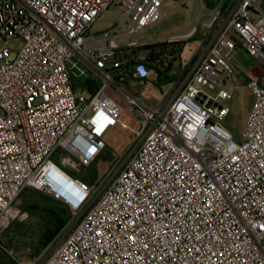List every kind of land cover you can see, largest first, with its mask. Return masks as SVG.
Instances as JSON below:
<instances>
[{"label": "built area", "instance_id": "2783aa9c", "mask_svg": "<svg viewBox=\"0 0 264 264\" xmlns=\"http://www.w3.org/2000/svg\"><path fill=\"white\" fill-rule=\"evenodd\" d=\"M235 0L196 5L188 32L155 36L164 0H0V232L24 218L16 200L38 192L73 219L106 180L79 172L109 135L136 122L143 142L95 204L43 264H264V0H242L181 93L161 110L131 94L151 73L141 49L201 38V48ZM120 19L93 26L110 7ZM201 23L199 19L201 17ZM149 29L153 33L143 37ZM22 47L12 50L8 41ZM257 62L246 72L253 104L238 138L226 125L240 83L237 46ZM111 172V171H110ZM15 264H36L1 247Z\"/></svg>", "mask_w": 264, "mask_h": 264}, {"label": "rangeland", "instance_id": "374dc122", "mask_svg": "<svg viewBox=\"0 0 264 264\" xmlns=\"http://www.w3.org/2000/svg\"><path fill=\"white\" fill-rule=\"evenodd\" d=\"M197 3L200 4L201 10L204 12L206 6L204 0H164V7L160 17L152 26L155 36L157 37L163 32L164 37L167 38L171 35L188 32L195 24ZM226 3L227 0H222L221 6ZM119 9V7L112 5L110 7L112 12L102 13L99 22L93 26L92 31L99 33L109 30L112 27V22L120 19ZM203 18L204 16L199 19V24ZM152 33L151 30L147 29L143 37H148ZM22 45L23 41L18 38H12L8 41V46L15 51H18ZM201 45V38L198 33L195 37L185 42L179 51V60L170 67V74L174 76L186 69L197 55ZM1 46L2 41H0ZM237 47L235 54L232 56V63L237 71L240 83L236 86L229 83L220 84L219 86L231 94V99L225 102L230 110L225 122L235 138L239 137L253 104V95L246 86V72H251L253 76L259 74L257 62L247 55L239 45ZM171 87L172 83H169L163 77L156 79V74L151 72L145 84L139 85L135 83L128 85L127 89L131 94L141 97L153 105H159L169 93ZM121 120L124 124L129 125L127 132L119 129L114 130V133H117L114 143H107L105 150L98 155L96 160L85 170L79 172V174L84 175L82 177L90 180L89 184H92L99 175L104 176L108 172L110 173L114 169L115 164L132 147L133 143H131L129 132L137 124L127 115H123ZM16 205L20 212L24 214V218L13 221L4 231L0 232V264H15L11 257L2 251L1 247L23 252V255L34 261V259L41 257L54 242H51L46 247L42 246L47 231H52L55 228L56 207H58L56 204L49 201V198L43 194L25 191L16 200Z\"/></svg>", "mask_w": 264, "mask_h": 264}, {"label": "water", "instance_id": "95a60500", "mask_svg": "<svg viewBox=\"0 0 264 264\" xmlns=\"http://www.w3.org/2000/svg\"><path fill=\"white\" fill-rule=\"evenodd\" d=\"M221 0H204L205 4L209 7H213L217 5ZM242 0H235L231 7L229 8L228 12L223 17L221 23L217 26V28L212 33L209 40L203 45L202 48L198 51L197 55L192 59L190 67L186 70L184 76L180 79L179 83L175 86L173 91L171 92L169 98L167 99L165 105L163 106L160 115L162 116L172 105L178 95L181 93L185 85L191 79L193 72L197 69L200 62L203 60L205 55L208 53L209 49L214 44L215 40L218 36L222 33L223 29L225 28L226 24L228 23L230 17L235 12L237 7L239 6ZM151 128H148L144 134L140 138H138L129 149V151L122 157L118 163L115 164L114 169L110 172L106 180L103 184L99 187V189L94 193V195L90 198L88 203L82 208V210L73 218L68 213V217L70 218V223L68 226L63 230L60 236L51 244L48 250L39 258L36 264H43V262L56 250V248L61 244L64 238L68 236V234L73 230V228L77 225V223L81 220L84 214L95 204V202L99 199L101 194L104 190L110 185V183L114 180V178L119 174V172L123 169L126 163L130 160L133 156L135 151L143 142L145 136L149 133Z\"/></svg>", "mask_w": 264, "mask_h": 264}, {"label": "trees", "instance_id": "16d2710c", "mask_svg": "<svg viewBox=\"0 0 264 264\" xmlns=\"http://www.w3.org/2000/svg\"><path fill=\"white\" fill-rule=\"evenodd\" d=\"M178 1V0H175ZM177 44L169 43H155L153 45L144 46L141 50L147 54V64L151 71L156 74V79L163 77L169 83H172L174 77L170 74V67L177 61L178 52L176 51ZM86 182L90 183L89 179ZM44 200H46L44 198ZM56 204L57 215L56 224L54 230L47 231L44 236L43 247H46L51 242L55 241L63 230L68 226L70 218L68 217V211L62 204L50 200ZM70 215V214H69Z\"/></svg>", "mask_w": 264, "mask_h": 264}, {"label": "bare ground", "instance_id": "6f19581e", "mask_svg": "<svg viewBox=\"0 0 264 264\" xmlns=\"http://www.w3.org/2000/svg\"><path fill=\"white\" fill-rule=\"evenodd\" d=\"M123 124H124V123H123ZM124 126H127V125L124 124ZM118 129L124 131L123 128H122V126H121V127H118ZM114 132H115V131H113V132L109 135V137H108V143H109V142H110V143H114V138L116 137V134H117V133H114Z\"/></svg>", "mask_w": 264, "mask_h": 264}, {"label": "flooded vegetation", "instance_id": "af4514ba", "mask_svg": "<svg viewBox=\"0 0 264 264\" xmlns=\"http://www.w3.org/2000/svg\"><path fill=\"white\" fill-rule=\"evenodd\" d=\"M191 62H192V61H191ZM191 62L189 63L188 67H187L185 70H187V69L190 67V65H191Z\"/></svg>", "mask_w": 264, "mask_h": 264}]
</instances>
